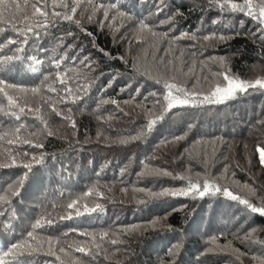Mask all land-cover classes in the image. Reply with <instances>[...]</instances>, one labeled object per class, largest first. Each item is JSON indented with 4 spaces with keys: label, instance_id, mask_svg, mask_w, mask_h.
<instances>
[{
    "label": "trees",
    "instance_id": "1",
    "mask_svg": "<svg viewBox=\"0 0 264 264\" xmlns=\"http://www.w3.org/2000/svg\"><path fill=\"white\" fill-rule=\"evenodd\" d=\"M67 2L71 7L73 0ZM100 2L104 8L91 20L86 0L72 21L52 16L49 0L47 27L36 26L44 18L31 17L30 5L27 19L21 12L0 22V46L9 38L17 41L0 51V78L25 90L5 89L25 107L23 113L9 108L0 94V165H8L0 167V195L19 189V195H9L10 203L0 202V259L6 264H258L252 257L264 256V216L224 190L264 205V165L257 152L264 147V89L167 112L162 93L165 82H175L201 92L202 100L215 84L226 85L220 73L244 81L264 78V24L208 0ZM142 23L151 31L141 29ZM50 86L56 91H48ZM161 114L149 131V121ZM9 139L16 142L8 144ZM181 176L201 185L214 181L221 191L210 189L203 197L166 194L187 188ZM73 200H79L82 215L66 207ZM97 203L102 210L90 211ZM68 212L72 218L61 220ZM41 218L45 223L33 232L34 241L27 233ZM37 241L39 249L30 253ZM77 243L90 254L69 247ZM17 244L25 247L7 255Z\"/></svg>",
    "mask_w": 264,
    "mask_h": 264
},
{
    "label": "snow or ice",
    "instance_id": "2",
    "mask_svg": "<svg viewBox=\"0 0 264 264\" xmlns=\"http://www.w3.org/2000/svg\"><path fill=\"white\" fill-rule=\"evenodd\" d=\"M84 0H73V3L71 5V7L69 6V3L67 2V0H52L51 3V8H52V12L51 15L54 17H61L64 20H68V21H72L77 9L80 7V4L83 3ZM87 4L89 6H91V13L88 16V19L91 20L92 17L95 15V13L104 8V5L102 2H100V0H86ZM209 4H215L218 7H220L221 9H227L230 11H240V12H246L247 15L252 16L253 18L259 19L261 24H264V0H258V2L254 3V0H243V3H236L233 2V0H208ZM31 7V17H43V20H39L36 21V26L38 27H47L49 24V0H23V3L18 2V0H0V22L3 23H8L9 22V17L14 18L15 14L24 12L25 13V18H28L26 9L29 7ZM56 8H64V9H68V11L66 12H59L56 11ZM85 11H87V9H85ZM103 16L105 19L108 18V13L107 10H104L103 12ZM77 24L80 23V21L77 19L75 21ZM141 29H147L148 31H151V29L148 27V25L146 24H141ZM3 29H0V31H2ZM13 30L15 29V25H13ZM28 31H32V28L29 27L27 29ZM153 35H156V33H152ZM89 35H91L89 33ZM210 37H205V39H209ZM25 38V42H26ZM221 39H223V37H221ZM17 43L16 40L14 39H7L6 44H4L3 46H0V51H2V47L7 46V44H15ZM22 48H18L17 51H22ZM13 59H21L20 57H13V56H5L4 60L7 61H11ZM33 62L35 64H40L42 63V61L37 60L35 57L32 58ZM0 63H3V61H0ZM57 66H59V64H57ZM35 70V69H34ZM219 75H222L223 80L226 81V85L221 86L219 83L215 84V86L213 88H211L207 94L203 95V99L202 100H198V97L200 95H202L201 92H198L196 90H192L189 91L188 89H186L185 87H183L180 84H177L175 82H165L164 83V89L165 92L162 93V99L163 101H165L166 103L164 104V112H167L169 110H171L174 107H196L198 106V104L200 103H222L225 100L233 97L237 92H246L249 88H262L264 89V78H257L254 81H244V80H240L236 77L230 76L227 72L225 73H220ZM57 80L59 81V83L61 84H66V79L62 76H57ZM6 88H12V89H18L19 91H25L22 88H18L17 85L15 84H11L8 83L5 79L0 78V94L3 95V97L7 100L8 102V106L9 108H17L20 113H23L25 111V107L23 106H19L17 99L14 98L13 96L9 95L8 91H6ZM33 94H36L39 92L38 88H32L30 90ZM48 91L50 92H55L56 89L53 87H49ZM68 95H72V90L71 89H67ZM177 93H179L180 95H177ZM151 95H153L154 97L156 96V93H152ZM107 102V101H105ZM156 103H160V99H156L155 101ZM112 103H116L115 101H112ZM39 109H37L38 111ZM52 110L54 112H56V114L58 116H61L62 113L57 111L55 109V107H52ZM0 111H3V108H0ZM29 111H32V109H29ZM69 113L71 112V109L67 110ZM7 114V113H6ZM12 115L16 116L17 119H19V116L17 115L16 112H12ZM66 119H69L71 121V117L67 116V117H63ZM163 118V114H161L160 116H157L156 119L150 120L149 124H148V130L151 131L152 126L157 122V120L162 119ZM71 125L72 127H75V122L71 121ZM45 127H46V123H45ZM20 129L17 128L15 130V133H19ZM52 133L49 131L48 135H51ZM5 135H7V133H5ZM0 139H3V137H0ZM18 139V137H17ZM177 139H181V138H177ZM16 141L9 139L7 141L8 144H13ZM24 143L27 144H32V141L30 140H25ZM35 147H42L43 145L40 144H36L33 145ZM257 152L259 153V160L260 163L262 165H264V147H258L257 148ZM43 157H41L42 159ZM32 160L36 163H39L40 161L37 160V158L35 156L32 157ZM11 163L14 165L16 163L15 157L11 158ZM4 166H8V165H0V167H4ZM26 169H28L29 171H31V163H25L23 165ZM164 171V170H161ZM165 174H167L165 172ZM26 176V174H25ZM180 179H187L188 180V185L186 189H182L179 191H174L171 193H166V194H170V195H189L192 193H195L197 195H199L200 197H203L210 189L213 190L214 192H220L221 188L219 185L215 184L214 181L210 182L209 180L205 179L203 181V185H201V182L199 180L193 181V179L191 177H184L181 176L179 177ZM21 186H22V181L20 182ZM247 187V186H245ZM249 192L251 194H254V191L252 189H249ZM92 194V190H89L88 193H86V195H91ZM224 194L227 195L229 198H231L232 200H236L239 203L245 205L248 209H250L251 212L253 213H258L262 216H264V205L261 206H257L254 205L252 203L249 202V200L247 198H242L240 195L237 194H233V192L228 191L227 189L224 190ZM9 195L15 196V195H19V189H15L12 190L10 193L6 192L3 195H0V202H4V203H10V200L8 199ZM102 195V194H99ZM77 203H79V200H73L70 203H68L66 205V207L68 209H75V215L76 216H80L83 213L80 211L79 208H76ZM84 209L86 211H89L88 206L85 204ZM101 209L102 210V206L100 204H96L94 208L90 209V211H96V209ZM0 215H3L2 212H0ZM73 213L68 212L66 215H61L60 219H71L72 218ZM48 224H52L54 223V221L52 219H48L46 221ZM45 223V219L41 218L39 220H37L35 222V224L32 225V229L33 231H30L27 233V235L29 237L32 238V240H37V238L33 235V232L35 231V229L40 228L44 225ZM9 229L11 228V225L9 224L7 226ZM131 231V230H128ZM255 232V229L250 230L248 233H246L245 238L250 239L253 234ZM79 235L83 236V235H91V234H86V233H78ZM65 235H67V233H65ZM108 234L104 233L101 236V239H103L104 237H106ZM93 240H95V237H92ZM118 241L116 240H112L111 243L112 244H116ZM47 243L49 245L56 243V241L53 240H48ZM25 244H27V242H25ZM25 244H17L13 246V250L10 251L9 253H7V255H14L15 254V250L16 249H22L25 247ZM97 248L100 247L99 244L95 245ZM70 248H74V251L79 252V253H83L84 255H89L91 252V249H88L84 246H80V244H75V245H69ZM39 249V242L37 241V249H31L30 248V253L31 251L34 250H38ZM60 251L64 252L65 249L61 248ZM238 251V250H237ZM21 254H23V252H21ZM50 254H54V253H50ZM58 260L60 259L59 256L56 257ZM254 260L258 261V264H264V256L262 257H252ZM0 264H6V262L3 259H0Z\"/></svg>",
    "mask_w": 264,
    "mask_h": 264
}]
</instances>
